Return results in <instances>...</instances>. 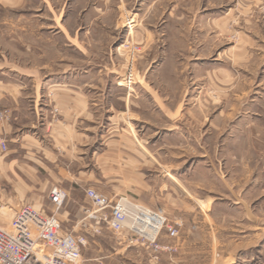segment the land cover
Returning a JSON list of instances; mask_svg holds the SVG:
<instances>
[{
    "label": "crops",
    "instance_id": "1",
    "mask_svg": "<svg viewBox=\"0 0 264 264\" xmlns=\"http://www.w3.org/2000/svg\"><path fill=\"white\" fill-rule=\"evenodd\" d=\"M19 1L0 0V3L8 2L12 8ZM105 1L117 3V16L119 6L130 0ZM131 1L139 5L138 16L148 19L165 17L170 2L177 1V14L170 24L162 26V30L176 35L183 49L187 35L203 33L204 41L200 40L197 48L210 49L211 39L205 35L224 33L229 21L236 18L240 34L236 49L251 59L257 43L264 44V37L263 40L258 38V34H264V24L259 26L258 32V15L252 11L254 5L264 0ZM109 12L105 10L96 15H110ZM183 21L185 25H181ZM117 26L116 21L115 28ZM78 32L70 33L67 28L59 27L56 34L60 40L46 41L41 49V62L34 67L13 69L14 64L0 60V112L7 115L2 128L7 149L0 150V224L8 226L9 211L14 212L24 200L38 205L46 200L49 202L50 189L57 186L67 194L58 214L62 229L86 236L81 253L91 254L83 257L85 264H264L260 261L264 259V200L258 201L257 197L258 171L262 168L257 163L258 140L254 133L255 121L261 117H256L257 78L252 75L256 68L251 60L239 59L234 66L238 68L237 74L228 70L233 82L240 85L238 95L233 92L232 96H224L227 102L217 108L218 119L211 118L208 122L215 134L228 125V131L219 134L211 144L219 146L217 157H221L222 162L226 157L236 162L227 176L221 165L211 163L215 155L206 150L210 146L208 142L193 140L188 128V124L192 125L193 108L178 111L177 105L171 106L165 100L169 95L144 86L138 90L136 98L128 96L116 84L98 91L96 64L91 63L87 53L81 57L85 47ZM49 51L56 58H50L48 53L44 58ZM75 56L83 63L75 62ZM192 57L191 72L194 73L198 66L202 69L212 67L211 62L201 61L196 54ZM218 65H222L221 62ZM242 74L255 82L253 86L249 81V91L246 85L241 90ZM145 97L152 99V112L159 116L158 122L162 124H158L156 118L153 137L148 139L135 134L132 130L134 118L126 117V114L139 117V111L141 113L146 105ZM240 99H243V106L238 105ZM259 99L264 101V94ZM134 108L136 112L132 111ZM178 112L184 120L179 126L176 125ZM199 113L205 115L208 110L200 108ZM160 143L175 148L180 146L179 155L170 148L162 157L155 149ZM146 144L154 147L149 158H146ZM194 145H204V154L200 155L204 158V179H211L207 187L204 185V200L199 202L185 201L177 195V182L189 171L186 162L193 160L186 152ZM118 154L126 161L125 167L114 171L106 169L103 184L102 176L97 173V161H115ZM162 161L168 164L163 166ZM147 162L153 166L149 177L150 169H144ZM261 172L263 178L264 168ZM117 176L121 178L120 183L116 181ZM87 188L108 197L120 195L149 210H161L170 221L179 216L184 225L176 239L168 238L165 230L158 235L162 243L176 242L179 252L163 253L159 261L154 262L149 259L147 249L128 242L126 229L120 233L102 229L94 234L83 227L80 223L83 216L79 215L83 207L69 195L86 197ZM179 191L187 194L185 189Z\"/></svg>",
    "mask_w": 264,
    "mask_h": 264
},
{
    "label": "rangeland",
    "instance_id": "2",
    "mask_svg": "<svg viewBox=\"0 0 264 264\" xmlns=\"http://www.w3.org/2000/svg\"><path fill=\"white\" fill-rule=\"evenodd\" d=\"M116 4L105 0H20L10 8L8 2H1L0 60L6 59L14 64L12 66L13 69H16V66L21 68H26L27 66L34 67V65L41 62V49H43V45H46V41L56 42L60 40L57 37L58 34H56L59 27L67 28L70 33L79 31L78 35H80V40H82L85 47L82 50L81 57L83 58V54L87 53L91 57V63L96 64V89L98 91L109 89L110 85L116 84V86L123 88L128 96L136 98L138 90L144 86L143 88L149 90L157 89L169 95L170 97L168 96L165 100L171 106L177 105L178 111L180 109L183 111L185 107L193 108V114L191 115L193 119L192 125L188 124L189 130L191 129L192 132V138L198 142H204V140L208 142L210 146H207L206 150L209 154L215 155L211 163L214 166L221 165L224 171L226 170L225 174L227 176L233 170L236 162L234 163V160L233 162L230 161L228 157L222 162V158L217 157L219 146L211 144L214 143L215 138L218 139L220 137L218 136L219 134H224L228 131V125H226L224 131L215 134L213 131L211 132L208 122H210L211 118L214 121L218 119L217 108L223 105L224 101L227 102V98H224V96L227 94L232 96L240 87L239 83L233 82L232 76L227 74L228 70L231 73L237 74L238 68L234 67L238 65L237 61L239 59L251 60L252 66L256 68V72L252 75L257 78L258 115L256 117H261L256 119L255 123L257 127L254 130L258 140L256 145L258 150L257 163L260 169L262 168L263 170L264 101L259 99V96L264 94V44L257 43V48L254 51L252 50L251 59H248V55L243 54V51L236 49L240 41V34L237 30L239 22L236 18L229 21L224 33L218 32L205 35L211 39L210 49L197 48L200 47L198 46L200 45V40L204 41V33L202 35H187L185 38V48L183 49L181 47L183 44L175 39L176 35L169 32L164 33L162 30V26L170 24L171 18L177 14L179 8L177 1L170 2L165 17L153 19L138 16L136 9L139 5H136L131 0L125 2L123 6H119V13L116 16ZM105 10L110 11V15H96V13ZM252 11L258 15L257 24L259 32V26L264 24V2L254 5ZM116 21L118 22V26L115 28ZM184 21L181 25H185ZM139 27L140 29H138ZM263 37L264 34H258L259 39L263 40ZM44 40L45 44H43ZM45 53L44 58L48 54L50 58H56L50 55L53 53L51 51ZM193 54H196L201 61L205 59L211 62L212 67L202 69L201 66H198V68L196 67L197 69L195 68L194 73L191 72L189 62L194 58L192 57ZM54 56H56V53ZM74 58L75 62L83 63L82 59L78 60L76 56ZM219 62L222 65H218ZM223 69L226 72L222 71ZM130 73L133 81L128 86L126 77ZM241 76L243 82L241 90L245 89L246 85V90L249 91L247 86L251 82L249 76H244L243 74ZM202 77H204L203 83ZM244 79H246L245 82ZM119 82L122 84L118 85ZM254 83L251 82V85L254 86ZM236 95H238V92ZM144 100L146 105L141 113L139 111V117L134 114H126V117L131 116L134 118L132 130L135 134L144 135L148 139L153 137V125H155L153 123H155L156 118L157 123H161L158 122L159 116L156 117V113L152 112V99L145 97ZM228 102L230 104V100ZM238 105H244L243 99H240V104ZM204 107L208 110V113L205 115L204 113H199L200 108L204 109ZM132 111L136 112L137 109L134 108ZM53 112H56V109H53ZM180 115L181 113L178 112L177 126H179V122L182 125L184 123ZM173 139L177 140L176 137ZM259 139H262L261 142ZM153 148L152 144H146V158H149L148 155L151 157ZM170 148L176 150L177 155H179L180 146L175 148L161 145L160 143L155 147L162 157ZM187 148L189 149V147ZM191 149L187 150L186 153L187 155H191V159L193 160L192 162H186L188 163L189 171L185 178H179L177 182V195L185 199V201L199 202L204 200V185L207 187V182H209L210 178L204 179V158L200 157V155L204 154V145H194ZM117 156L115 161L103 159L97 161V173L102 176L100 177L102 182L104 181L106 169L110 170L112 168L114 171L125 167L124 163L126 161H123L122 155L118 154ZM216 159L219 161L217 162ZM161 164L164 166L168 163L162 161ZM177 164L179 166V163ZM144 169H150V172H147V174L148 177L151 176L153 171L152 163L147 162ZM260 171H258L259 175L257 177V197L258 201H263L264 177H261L260 174L263 173H260ZM120 180L121 178L117 176V183H120ZM182 183L185 185L184 188ZM181 188L187 191L186 195L180 194L179 189L181 190ZM69 196L76 199L80 206L83 207V213L79 211V215L81 217L84 216V209H89L91 206L88 199L84 195L82 197L80 195ZM119 197L121 196L116 195L111 198L117 199ZM21 204L31 205L34 209L44 210L47 214H50L52 210L47 200L43 205L25 200L20 202ZM5 210L8 211V209ZM60 211L57 213V216ZM9 215L11 218L13 215L12 210L9 211ZM172 220L180 223V226H178L179 236L184 223L179 216L172 218ZM171 243L177 247V251L174 253H178L179 245L176 242ZM90 254L82 253V258ZM260 261H264V259H260Z\"/></svg>",
    "mask_w": 264,
    "mask_h": 264
},
{
    "label": "built area",
    "instance_id": "3",
    "mask_svg": "<svg viewBox=\"0 0 264 264\" xmlns=\"http://www.w3.org/2000/svg\"><path fill=\"white\" fill-rule=\"evenodd\" d=\"M132 78L131 73L126 77L128 86L132 84ZM6 118V112H0L1 151L7 149L2 132ZM85 194L91 206L84 209L80 223L94 234H99L102 229L113 233L126 229L128 242L147 249L154 262L163 253L177 251L175 244L158 240L161 230H165L168 238L175 239L180 226L179 222L168 220L161 210H149L122 197L113 199L93 188H87ZM66 199V192L54 186L49 192L50 214L21 204L13 212L7 227L0 224V264H85L81 250L87 242L86 236L63 230L57 216Z\"/></svg>",
    "mask_w": 264,
    "mask_h": 264
},
{
    "label": "bare ground",
    "instance_id": "4",
    "mask_svg": "<svg viewBox=\"0 0 264 264\" xmlns=\"http://www.w3.org/2000/svg\"><path fill=\"white\" fill-rule=\"evenodd\" d=\"M121 84H122L121 82L118 83V85H121Z\"/></svg>",
    "mask_w": 264,
    "mask_h": 264
}]
</instances>
